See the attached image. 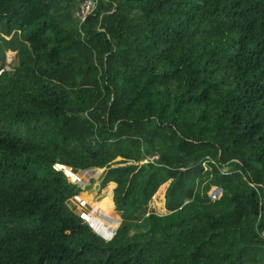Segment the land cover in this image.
<instances>
[{"label":"trees","instance_id":"obj_1","mask_svg":"<svg viewBox=\"0 0 264 264\" xmlns=\"http://www.w3.org/2000/svg\"><path fill=\"white\" fill-rule=\"evenodd\" d=\"M82 1L0 0V264H264V0Z\"/></svg>","mask_w":264,"mask_h":264},{"label":"built area","instance_id":"obj_2","mask_svg":"<svg viewBox=\"0 0 264 264\" xmlns=\"http://www.w3.org/2000/svg\"><path fill=\"white\" fill-rule=\"evenodd\" d=\"M96 5V0H84L80 3V8L78 10V13L79 15L81 16L82 19H85L86 15L90 12V10L95 7ZM154 158H157V155H153V156H148V158L145 159V161H148L149 159H154ZM57 167L64 170L66 172V174L68 175V177L74 181V182H78L81 181V177L80 175H77V176H71L69 174V172L65 169L66 165L64 164H60L58 163L57 164ZM70 168L72 169V167L70 166ZM84 173V172H83ZM222 193V188L219 187V186H213L212 189L210 190V195L213 199H216L218 198ZM81 203L82 204H85L86 203V200L85 199H82L81 200ZM81 216L97 231L100 233V231L98 230V227H100L102 225V221L101 219H103L104 221H107V222H111V216L109 217H105L103 214L100 215V213L96 215L92 214V213H89L88 211L86 210H83L80 212Z\"/></svg>","mask_w":264,"mask_h":264},{"label":"rangeland","instance_id":"obj_3","mask_svg":"<svg viewBox=\"0 0 264 264\" xmlns=\"http://www.w3.org/2000/svg\"><path fill=\"white\" fill-rule=\"evenodd\" d=\"M9 51V55H13V58H12V63H15L16 62V58H14V52H12V51H10V50H8ZM8 51H7V53H8ZM9 66V65H8ZM119 159H120V157H118ZM146 158H148V157H146ZM145 158V159H146ZM144 159V160H145ZM73 169V168H72ZM105 170V168L103 167V168H95V169H93V170H86V171H81V170H75V171H78L79 173H81V174H83L84 175V179L83 180H81V181H79V183H80V185H81V187H83V188H85V187H92L93 188V190H94V188H97V185H98V180H99V178H100V176H101V174L103 173V171ZM90 178H94V179H90ZM94 180H96V182L94 183V184H92V181H94ZM92 184V185H91ZM88 187V188H89ZM88 188H85V189H87L88 190ZM90 189V188H89ZM90 194V193H89ZM96 194V192H93V195H95ZM90 195H92V194H90ZM83 198V199H85L86 200V203L88 204V208L87 209H83V210H86V211H88L89 213H92V214H94V215H96L97 216V214L98 213H100V215H107V216H105V217H109L110 215H108V214H105L106 212L103 210V209H101V208H98L97 207V203L100 201V200H102V198L103 197H97V195H95L94 196V198H91V200L89 199V198H87L86 197V195L85 194H83V193H79L78 195H76L75 197H73V199L74 198ZM72 198L69 200L70 202V205L72 206V201L71 200H73ZM95 199V200H94ZM72 208L74 209V210H76V211H79V212H81L82 211V208L81 207H76V208H74L73 206H72ZM104 212V213H103ZM107 213H109V214H117V213H114L112 210H111V212H107ZM111 218V217H110ZM120 222H121V220H120Z\"/></svg>","mask_w":264,"mask_h":264},{"label":"crops","instance_id":"obj_4","mask_svg":"<svg viewBox=\"0 0 264 264\" xmlns=\"http://www.w3.org/2000/svg\"><path fill=\"white\" fill-rule=\"evenodd\" d=\"M10 51H12V52H16V51H13V50H10ZM7 62H11L12 61V58H13V55H9V51H8V53H7ZM14 57H15V54H14ZM90 179H92V178H90ZM94 192H96V191H94ZM90 194H92L91 192H89ZM89 193H87V192H83V194H85L86 195V197L87 198H89L90 200H91V198H93L95 195H90Z\"/></svg>","mask_w":264,"mask_h":264}]
</instances>
